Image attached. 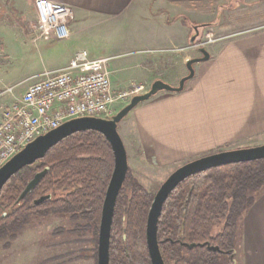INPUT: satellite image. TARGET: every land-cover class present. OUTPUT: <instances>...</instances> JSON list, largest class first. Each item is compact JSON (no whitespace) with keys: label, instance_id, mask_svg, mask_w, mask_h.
Masks as SVG:
<instances>
[{"label":"crops","instance_id":"1","mask_svg":"<svg viewBox=\"0 0 264 264\" xmlns=\"http://www.w3.org/2000/svg\"><path fill=\"white\" fill-rule=\"evenodd\" d=\"M33 1L0 0V4L12 6L28 23L33 18ZM51 1L73 9L71 35L54 42L25 34L31 37L30 44H22L21 49L43 53L38 68L62 66L84 49L77 46L78 36L92 22L96 28L105 26L112 33L144 40L121 54L88 52L90 57H110L112 88L128 93L123 101L134 95L130 94L134 87L141 86L136 92L141 93L155 80L177 86L188 73L187 61L201 57L204 49L196 45L197 38H191L199 7L224 0ZM229 4V11L237 13L208 43V58L192 64L194 74L182 90L158 91L122 119L120 135L128 167L135 166L132 174L144 186L137 173L173 171L207 154L264 144V0H230ZM184 18L191 24L184 23ZM118 55L132 57L118 64ZM120 69L131 73L129 81L118 73L113 76ZM235 260L236 264H264V188L240 219Z\"/></svg>","mask_w":264,"mask_h":264},{"label":"trees","instance_id":"2","mask_svg":"<svg viewBox=\"0 0 264 264\" xmlns=\"http://www.w3.org/2000/svg\"><path fill=\"white\" fill-rule=\"evenodd\" d=\"M112 169L113 153L101 133L83 130L59 140L2 186L0 240H6L4 246L34 218L68 215L75 221L73 230L93 231L96 258L101 206ZM41 171L39 182L20 198L26 184ZM263 188L264 158L210 168L178 183L157 222L164 263L236 264L240 219ZM153 195L128 167L113 211L109 264H151L145 224ZM42 196L46 198L37 203Z\"/></svg>","mask_w":264,"mask_h":264},{"label":"rangeland","instance_id":"3","mask_svg":"<svg viewBox=\"0 0 264 264\" xmlns=\"http://www.w3.org/2000/svg\"><path fill=\"white\" fill-rule=\"evenodd\" d=\"M229 2L230 0H224L221 4L199 7V15L195 19L198 25L196 44L205 41L207 34H211V37L216 39L223 32L222 29L233 19L234 13H237L229 11L231 7ZM188 20L190 21L186 18V21ZM26 23L25 16L12 6L0 4V90L16 83H22L20 87L23 89L31 81L29 77L44 68H38L43 53L40 55L36 50L28 52L21 49L22 44L28 45L31 40V37H25ZM202 23L209 24L202 26ZM224 23L226 25L222 26ZM102 27L96 28L94 22L90 23V26H87L78 36L81 38L77 46L96 54H121L137 46L139 41H144L141 38L138 39L139 37L133 38L128 33V35L126 33L118 35L112 33L107 27L104 26L103 29ZM208 45L207 43L199 47L205 49ZM129 57L132 56L118 55L115 62L121 64ZM117 73L129 81L131 76L129 71L120 69L112 74L115 76ZM16 89L18 90L19 87ZM144 90L146 89L141 92ZM129 99L130 96L123 101L120 100L115 107L116 112L127 104ZM121 121L117 124L119 135L120 127L124 123ZM131 162H133L132 159ZM129 167L130 170L135 171V166ZM171 172L169 169H161V171L152 170L137 173V175L143 178L145 188L154 194ZM74 224L75 221L68 215L34 218L30 224L18 232L14 240L9 242V246H4L6 240H0V264H96L93 231L90 229L75 231Z\"/></svg>","mask_w":264,"mask_h":264},{"label":"built area","instance_id":"4","mask_svg":"<svg viewBox=\"0 0 264 264\" xmlns=\"http://www.w3.org/2000/svg\"><path fill=\"white\" fill-rule=\"evenodd\" d=\"M33 18L25 25L32 39L56 41L70 37L74 19L70 6L51 0H34ZM211 34L196 44L213 41ZM110 57H90L82 49L56 68H44L31 75L20 94L22 83L0 90V167L37 136L70 119L96 117L110 119L116 105L128 93L115 92L111 85ZM19 87L17 90L16 88ZM141 86L134 87L136 94Z\"/></svg>","mask_w":264,"mask_h":264},{"label":"water","instance_id":"5","mask_svg":"<svg viewBox=\"0 0 264 264\" xmlns=\"http://www.w3.org/2000/svg\"><path fill=\"white\" fill-rule=\"evenodd\" d=\"M193 28L195 33L191 37L192 40L198 35V25H194ZM201 54V57L187 61L186 68L188 73L179 80L177 86H171L162 80H155L146 91L132 95L128 103L121 107L110 119L96 117L74 118L37 136L0 167V191L11 175L23 166L32 164L35 160L43 157L45 152L62 138L83 130H94L104 135L113 153V169L101 206L97 236L96 264H109V240L113 211L117 195L122 187L128 168L127 154L122 139L117 131V124L138 103L147 100L158 91L165 90L177 92L182 90L185 82L192 78L194 74L192 64L208 58V53L205 49H201ZM261 158H264V144L214 152L192 159L176 167L163 180L154 193L148 210L145 224V242L151 264H165L157 241V222L163 203L178 183L191 175L210 168ZM43 174L44 171H41L34 175L26 184L20 198L35 187ZM45 198L46 197L42 196L36 202H41Z\"/></svg>","mask_w":264,"mask_h":264}]
</instances>
